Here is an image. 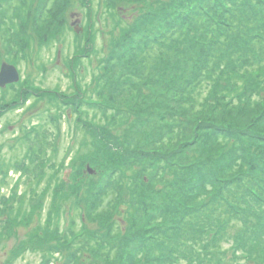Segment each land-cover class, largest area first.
Masks as SVG:
<instances>
[{"label": "rangeland", "instance_id": "rangeland-1", "mask_svg": "<svg viewBox=\"0 0 264 264\" xmlns=\"http://www.w3.org/2000/svg\"><path fill=\"white\" fill-rule=\"evenodd\" d=\"M198 3L203 31L189 24L193 0H0V67L20 73L14 86L0 87V264H88L85 255L98 257L90 236L125 249L132 264L143 252L154 261L151 248L175 258L185 239L196 242V230L178 220L181 191L202 203L250 158L241 144L264 148V102L259 92L247 96L261 84L264 48L248 55L250 41L233 39L249 58L238 66L248 79L233 92L229 70L203 61L204 47L216 43V1ZM220 80H230L233 96L218 97ZM189 86L196 96L183 93ZM17 96L25 103L13 106ZM233 137L237 145L224 147ZM245 221L232 222L204 264L264 263L262 217L253 227ZM160 230L161 245L152 236ZM237 239L242 247L232 254Z\"/></svg>", "mask_w": 264, "mask_h": 264}, {"label": "trees", "instance_id": "trees-1", "mask_svg": "<svg viewBox=\"0 0 264 264\" xmlns=\"http://www.w3.org/2000/svg\"><path fill=\"white\" fill-rule=\"evenodd\" d=\"M193 1H197V4L195 5V8H193V10L188 13L189 16H191L189 24L196 27L199 25L201 27L200 30L203 31L205 29V23L203 20L205 19L200 17L201 13L199 11L200 7L198 0ZM204 1L205 0H202L203 3ZM214 1H216V8L210 12V15L212 17L211 24H213V31L215 32L214 38L216 43L214 44L212 42L211 44H208L207 47H204L203 61L207 64V66H212L213 64L219 65L220 67L225 66L229 70V78H232L236 84L233 92L240 94L241 91L239 90L238 83L239 81H246V79H248V75L242 74L241 69L238 68V66L242 62L249 59L248 55L254 53V45H264V24H259V22L264 23V0ZM250 29L253 30L252 33ZM253 36H258V38H252ZM236 37H239L241 40L250 41V43L246 45V47L249 48L247 53L248 55H244L241 48L239 49L238 45L236 46L235 42H233V39ZM27 38H30V36ZM152 43L159 47L161 46V42L158 40L152 41ZM210 55H212L211 58ZM249 77L251 76L249 75ZM255 77L261 81V84L255 87V91H249V93L247 92V96L250 99L254 93L259 92L262 96L261 101L264 102V70L260 69ZM213 78L214 77L210 78L209 74H207L205 77L206 80L211 79L213 83V85L210 84V91H217L218 86L216 85V82L213 80ZM219 82H221L219 83V86L222 85L225 88L221 92H218V97H220L222 94H226L230 97L234 95L232 92H230V80H220ZM9 85L14 86L15 83ZM13 90H15V88ZM182 90L184 91V94L190 97H194L197 94L192 86H189L188 88L183 87ZM197 90L200 91L199 87ZM14 95L16 96L17 94ZM211 95L212 94H209L208 97L203 99H207ZM214 95L216 96V94ZM199 97H201V94ZM22 98L23 97L21 96H17L12 99V105L14 106L15 103H21V105L25 103V101H21ZM55 103L59 104L58 101H55ZM198 103L200 105H204L205 102L198 100ZM215 103L219 104L220 102L217 101ZM207 104L209 105L210 102H207ZM259 110L262 112L264 111V103L259 106ZM174 119L175 120L173 122L179 125V119ZM235 132L240 134L242 137L241 139L248 138L246 129L241 130L238 128L235 130ZM233 138H230L231 146H229V143H226L224 147L228 148L237 145V141L239 139ZM241 146H243V153L248 155L250 158L246 160L244 164L232 166L226 174L229 180L222 181L220 185H218L216 189L212 191V194L208 196L207 199H205L202 203L199 204L200 196H198V194H196L194 198H191L192 196L186 191H181L180 193L179 198L182 206L184 207V211L180 213L178 220L181 222L188 221L190 223V227L196 230V242L190 243V238L185 239L182 244L178 246V248L176 247L173 249V251H175L173 253L175 258L161 257L160 251H155L150 247V251H153V256L150 257L153 258L154 261H147L146 259L148 254L143 252L142 254H136L137 257H135V260L138 259L137 264H163L165 262H172L176 264L178 261L176 258L178 257L183 258V264H204L203 259L207 256V253H212L214 251L213 246L220 245L221 241L228 236L226 231H228V228L231 227L233 221H243L246 218V228L254 226V222L257 221L255 216L260 218L262 214H258L259 210L263 212L262 209H264L262 208L264 207V148H255L253 147L254 144L248 141L241 144ZM169 173L172 174L173 178L178 176V171L173 169H171ZM129 184L131 185V183ZM166 184V188H172L174 186L173 179L167 180ZM126 199L127 197H125V200ZM130 200H134V197L130 198ZM200 200H203V198ZM131 203L133 204L134 202L129 201V205L132 208L129 209L131 210L130 215H132L134 212L133 205ZM188 205L190 206V210H187ZM126 206H128V204H126ZM145 211L150 212V207H147ZM149 215H153V213H150ZM158 218L159 216L157 218H152L150 223L154 224L152 230L160 229V224H157V222L160 221L157 220ZM176 222L177 219L173 220L172 223ZM172 223L166 224V227H169L168 230L174 227ZM201 231L204 232L201 237L208 235L207 239H204L203 242H200ZM162 232L165 233V231L160 230L158 233L152 234L155 239L158 237L157 241L159 245H161V242L164 239L163 236H160ZM86 234L91 233H85L84 235ZM36 235L38 236L40 234ZM239 240L240 239H237L236 241L240 242ZM82 242L86 244L85 241ZM238 242H236L234 246L236 245L238 246L237 248L241 249L242 245ZM87 244L88 246L94 244V250L97 251L98 255V257L96 256V253H94L92 257L90 256L92 253L89 254V256L85 255L83 259L87 260L89 258V260H87L88 264H99L97 260L107 258L110 264H132L130 263V257L126 253L125 249L118 250L117 246H110L113 243L107 245L101 241V237L99 240H96L93 236H90ZM199 245L202 247L198 248ZM186 247L192 248L194 259L189 257L190 255L186 251ZM232 249L233 247L231 248L230 253L236 254ZM109 250H111V253L108 252ZM84 253H87V250ZM99 255H102V257ZM247 255L248 257L252 256V252H249ZM195 259L197 262H195Z\"/></svg>", "mask_w": 264, "mask_h": 264}, {"label": "water", "instance_id": "water-1", "mask_svg": "<svg viewBox=\"0 0 264 264\" xmlns=\"http://www.w3.org/2000/svg\"><path fill=\"white\" fill-rule=\"evenodd\" d=\"M76 32H82L83 27L77 25ZM20 75L18 69L10 63L3 62L0 68V86L5 87L7 84L19 81Z\"/></svg>", "mask_w": 264, "mask_h": 264}]
</instances>
